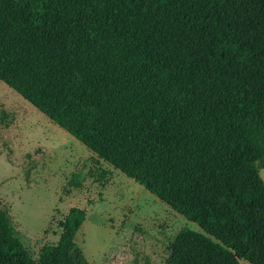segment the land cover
I'll return each mask as SVG.
<instances>
[{
	"label": "trees",
	"instance_id": "trees-1",
	"mask_svg": "<svg viewBox=\"0 0 264 264\" xmlns=\"http://www.w3.org/2000/svg\"><path fill=\"white\" fill-rule=\"evenodd\" d=\"M0 82L197 225L163 264H264V0H0ZM85 216L35 257L0 201V264H88Z\"/></svg>",
	"mask_w": 264,
	"mask_h": 264
},
{
	"label": "rangeland",
	"instance_id": "rangeland-1",
	"mask_svg": "<svg viewBox=\"0 0 264 264\" xmlns=\"http://www.w3.org/2000/svg\"><path fill=\"white\" fill-rule=\"evenodd\" d=\"M256 168L264 181V163ZM0 201L35 257L56 244L72 208L86 213L74 241L88 264H163L181 229L201 232L2 82Z\"/></svg>",
	"mask_w": 264,
	"mask_h": 264
}]
</instances>
